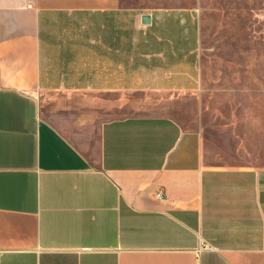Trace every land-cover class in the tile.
<instances>
[{
	"label": "crops",
	"instance_id": "obj_1",
	"mask_svg": "<svg viewBox=\"0 0 264 264\" xmlns=\"http://www.w3.org/2000/svg\"><path fill=\"white\" fill-rule=\"evenodd\" d=\"M199 36L189 7L0 0V264H264V164L190 124Z\"/></svg>",
	"mask_w": 264,
	"mask_h": 264
},
{
	"label": "rangeland",
	"instance_id": "obj_2",
	"mask_svg": "<svg viewBox=\"0 0 264 264\" xmlns=\"http://www.w3.org/2000/svg\"><path fill=\"white\" fill-rule=\"evenodd\" d=\"M142 9L198 13L200 88L190 124L230 152L231 163L264 164V0H126Z\"/></svg>",
	"mask_w": 264,
	"mask_h": 264
},
{
	"label": "water",
	"instance_id": "obj_3",
	"mask_svg": "<svg viewBox=\"0 0 264 264\" xmlns=\"http://www.w3.org/2000/svg\"><path fill=\"white\" fill-rule=\"evenodd\" d=\"M141 20L143 23H146L149 21V16L148 15H142Z\"/></svg>",
	"mask_w": 264,
	"mask_h": 264
},
{
	"label": "built area",
	"instance_id": "obj_4",
	"mask_svg": "<svg viewBox=\"0 0 264 264\" xmlns=\"http://www.w3.org/2000/svg\"><path fill=\"white\" fill-rule=\"evenodd\" d=\"M158 196H160V192H158Z\"/></svg>",
	"mask_w": 264,
	"mask_h": 264
}]
</instances>
